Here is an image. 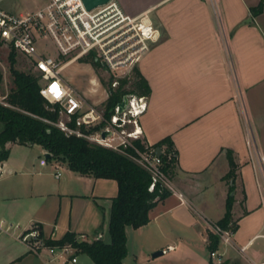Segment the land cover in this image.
<instances>
[{"label":"crops","instance_id":"0c3cea01","mask_svg":"<svg viewBox=\"0 0 264 264\" xmlns=\"http://www.w3.org/2000/svg\"><path fill=\"white\" fill-rule=\"evenodd\" d=\"M118 1L133 15L149 11L161 31L138 65L151 87L143 139L153 145L171 137L178 151L173 192L149 211L147 224L126 227L124 263L263 260L264 8L251 12L260 0ZM250 136L255 146L248 145ZM7 147L9 157L0 162V223L10 229L0 234V264H73L46 248L35 252L18 237L37 225L44 239L73 231L110 241L117 180L77 172L38 144ZM228 149L238 164L233 191V180L224 178ZM229 194L238 228L212 256L209 234L216 232L213 224L224 216ZM158 250L164 259L153 256ZM76 255L75 264H94Z\"/></svg>","mask_w":264,"mask_h":264},{"label":"built area","instance_id":"2783aa9c","mask_svg":"<svg viewBox=\"0 0 264 264\" xmlns=\"http://www.w3.org/2000/svg\"><path fill=\"white\" fill-rule=\"evenodd\" d=\"M34 1L36 3L31 7L15 9V0H0V46L8 45L30 59L31 66L40 75L41 95L61 107V117L56 124L68 133L84 136L115 150L125 152L126 148H134L137 154L131 156L152 174L150 190L157 182L173 190L172 180L162 170L157 148L147 144V149L141 151L134 145V140L143 139L141 118L149 106L148 95L127 93L121 100L127 97L125 107L121 110L119 101L108 114L105 102L109 90L98 82L101 90L95 93H101L100 100L88 101L69 84L63 73L71 63L94 53L112 77L111 86L117 87L120 79L129 77L133 68L151 51L153 44L160 40L161 31L149 11L133 15L118 0H109L91 10L86 8L83 0ZM50 45L56 50L54 55ZM6 96L0 94L1 103L8 104ZM74 117L77 127L68 123ZM92 126L99 127L93 132L81 129ZM104 131L107 132L105 136ZM247 143L250 147L255 146L252 136ZM213 227L225 242L232 241V231L216 224ZM9 229L4 221L0 223V234ZM18 237L35 252L46 248L64 262H78L74 246L46 245L37 226L22 231ZM246 248L242 246L241 251ZM211 254L215 256L216 252ZM255 264H264V259Z\"/></svg>","mask_w":264,"mask_h":264},{"label":"trees","instance_id":"16d2710c","mask_svg":"<svg viewBox=\"0 0 264 264\" xmlns=\"http://www.w3.org/2000/svg\"><path fill=\"white\" fill-rule=\"evenodd\" d=\"M263 8L264 0H260L251 12L256 15ZM9 60L13 86L5 99L8 104L0 102V121L4 125L0 131V162L9 157L10 149L7 143H34L49 151L51 158L67 162L69 167L77 172L92 174L95 177L113 178L118 183V194L113 198L109 220L110 241L99 237L91 241L78 239L77 233L67 231L59 239L45 238V244L50 246L71 244L76 248L75 254L87 255L94 264H125L124 259L128 253L126 227L130 225L138 228L147 224L150 221L149 211L160 200L168 197L173 190L161 182H157L154 189L150 190L152 174L131 156L137 154L134 148H126L125 152L115 150L61 129L56 124L61 117V107L58 103H50L41 95L40 75L33 67L29 70L16 67L17 52L13 48ZM81 60L91 63L94 67L103 66L94 53L82 57ZM2 80L3 72L0 69V88ZM111 80L112 77L108 80L110 94L105 102L108 114L127 93L140 95L151 93L149 82L138 66L133 68L132 76L121 78L117 87L111 86ZM68 123L72 127H77L75 117ZM98 127H81V129L85 132H93ZM134 145L141 151L147 149V142L144 139L134 140ZM149 146L161 147V167L172 180L178 167V151L171 137H165ZM227 157L230 169L224 178L233 180L230 186V190L233 191L238 164L232 150H227ZM234 201V195L229 194L225 214L215 222L220 228L232 232L238 228L237 221L233 219ZM38 227L41 235L44 236L41 226ZM220 242V234L210 232L208 249L211 253L219 248ZM209 264H227V262L214 261L211 258Z\"/></svg>","mask_w":264,"mask_h":264},{"label":"rangeland","instance_id":"374dc122","mask_svg":"<svg viewBox=\"0 0 264 264\" xmlns=\"http://www.w3.org/2000/svg\"><path fill=\"white\" fill-rule=\"evenodd\" d=\"M16 5L13 7L16 9H22L27 8L35 5L34 0H15L14 2ZM6 4V3H5ZM153 15V14H152ZM154 17V15H153ZM51 53L54 55L56 50L52 45H50ZM11 48L8 45L0 46V69L3 72V80L2 85L0 88V94L7 95L10 91V89L13 86V77L11 74V64L9 60V54H10ZM32 63L29 58H27L25 55H23L20 52H17V64L16 67L22 70H29L32 68ZM139 65V64H138ZM139 67V66H138ZM64 77L67 79L69 84L78 92L82 93L88 101L93 100H100L101 93H95L97 90H101V87L98 85V82L102 84L103 87L108 89V80L110 77L109 72L105 69V67H94L89 62H84L81 59L78 61H75L68 65L64 71ZM133 70L130 72L129 77L132 76ZM93 79V81H91ZM128 87H131L128 85ZM97 95V96H96ZM0 128H3V122L0 121ZM37 147V146H34ZM15 149H13V152L15 153ZM235 216L233 215V219L235 220ZM27 230H30L27 229ZM78 239H86L85 236H78ZM153 254V253H152ZM159 255L155 258H160ZM164 259V257L160 258ZM169 264V263H166Z\"/></svg>","mask_w":264,"mask_h":264},{"label":"water","instance_id":"95a60500","mask_svg":"<svg viewBox=\"0 0 264 264\" xmlns=\"http://www.w3.org/2000/svg\"><path fill=\"white\" fill-rule=\"evenodd\" d=\"M108 1L109 0H83L86 8L89 9V10H91V9L101 5V4H104V3L108 2ZM126 103H127V97H125L124 100L119 103V106H120L121 110L125 107ZM106 134H107V132L104 131L103 132V136H105ZM156 152H157L158 155H161V153H162L161 147H157ZM50 154L51 153L48 152L47 156H49ZM163 252H164L163 250L155 251L153 253V256L154 257L159 256V255L163 254Z\"/></svg>","mask_w":264,"mask_h":264}]
</instances>
